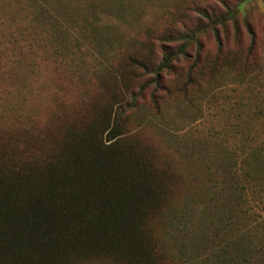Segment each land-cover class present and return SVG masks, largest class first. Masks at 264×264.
<instances>
[{"label":"trees","instance_id":"16d2710c","mask_svg":"<svg viewBox=\"0 0 264 264\" xmlns=\"http://www.w3.org/2000/svg\"><path fill=\"white\" fill-rule=\"evenodd\" d=\"M16 4V13L0 9V105L6 101L0 108L4 122L0 124V264H251L255 255L258 262L255 244H241L243 237L227 230L221 235L208 233L205 222L199 234L181 235L182 227L193 219L192 209L200 204L191 200L184 212L177 213L172 196L180 173L163 164L136 132L127 130L129 112L137 108V97L148 85L139 81L136 92L135 80L152 74L154 88L170 92L162 70L170 69L175 53L164 49L154 68L123 49L115 58L110 53L111 7L97 10L108 0L103 5L98 0H16ZM45 6L60 18L41 17ZM203 16L212 21L205 11ZM214 20L222 24L223 16ZM101 40L107 50L101 48ZM95 47L101 56L109 53L104 67L95 63L98 57L86 59ZM36 50L61 59L76 78L90 67L97 89L79 99L74 110L45 119L22 108L10 113L15 109L7 94L15 87L20 91L18 82L29 75L27 67ZM185 52L183 48L180 54ZM133 68L142 73L135 75ZM261 136L250 138L255 144L242 159L245 169L235 167L232 146L226 149L222 174L228 181L236 185L241 169L244 181L264 183ZM196 160L216 181L206 189L208 199L200 202L206 207L217 193L213 189L219 168ZM214 237L220 241L209 256Z\"/></svg>","mask_w":264,"mask_h":264},{"label":"rangeland","instance_id":"374dc122","mask_svg":"<svg viewBox=\"0 0 264 264\" xmlns=\"http://www.w3.org/2000/svg\"><path fill=\"white\" fill-rule=\"evenodd\" d=\"M98 1L103 5L105 0ZM113 1L108 0L107 5L97 9L111 7L109 18L114 26L110 27L114 33L109 37L114 49L110 53L115 55L123 49L150 61L152 68L161 63L164 49L175 53L170 69L162 70L164 84L172 86L170 92L156 90L152 74L135 80L136 92L139 81L148 85L137 97V108L129 112L127 130L136 132L163 164L180 173L172 196L177 213L184 212L187 203H193L191 200L200 204L192 209L193 219L182 227L181 235L199 234L205 222L208 233L221 235L227 230L231 235L242 236L241 244H255L258 262L255 255L251 264H264V183L244 181L241 169L236 185L222 174L226 149L232 146L237 157L235 167L245 169L242 159L255 144L250 138L264 135V0ZM2 8L16 13V0H0ZM42 8L41 17L60 18L48 7ZM202 10L212 21L203 16ZM217 16H223L222 24L214 20ZM2 20L9 22L6 17ZM79 37L75 35L82 48L85 45L87 49ZM100 45L107 50L102 40ZM183 48L184 55L180 54ZM97 49L89 50L86 59L90 62L98 57L95 63L104 67L109 53L101 56ZM53 58L36 50L33 63L27 67L29 75L18 82L20 91L15 87L7 94V102L15 109L10 113L22 108L24 113L45 119L50 117L45 115L74 110L79 99L94 93L97 85L90 67L76 78L65 70L61 59ZM133 71L135 75L142 73L141 68ZM5 104L3 101L0 108ZM0 124L4 125L3 120ZM196 157L219 168L220 178L213 189L217 193L206 207H201L200 202L208 199L206 189H211L216 181ZM216 241L220 240L214 237L209 242V256Z\"/></svg>","mask_w":264,"mask_h":264}]
</instances>
